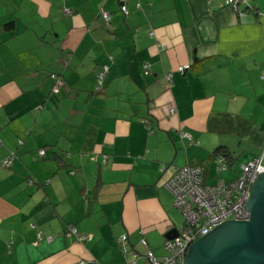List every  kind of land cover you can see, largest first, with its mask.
<instances>
[{
  "label": "crops",
  "instance_id": "obj_1",
  "mask_svg": "<svg viewBox=\"0 0 264 264\" xmlns=\"http://www.w3.org/2000/svg\"><path fill=\"white\" fill-rule=\"evenodd\" d=\"M125 4L0 0V264H149L184 224L162 167L264 164V0Z\"/></svg>",
  "mask_w": 264,
  "mask_h": 264
},
{
  "label": "built area",
  "instance_id": "obj_2",
  "mask_svg": "<svg viewBox=\"0 0 264 264\" xmlns=\"http://www.w3.org/2000/svg\"><path fill=\"white\" fill-rule=\"evenodd\" d=\"M223 1L234 5L237 0ZM120 9L127 14V8L124 4L121 5ZM102 13L105 18L103 19L106 20L105 11H102ZM187 68H189L188 63L179 66L178 70L182 72ZM145 69H147V66H145ZM107 71L108 67L105 66L98 75L97 90L101 89ZM260 78L264 79V71L261 73ZM57 83L63 84L61 79H57ZM170 112L173 113L174 109L171 108ZM38 153L42 156L44 150L40 149ZM13 157L14 155L11 153L3 159L2 163L9 165ZM217 160L220 163V169H226L222 164V159L217 158ZM160 172L161 182L172 193L173 204L181 211L184 224L177 230V235L174 238L165 241L169 255L157 258L149 254V264H184L187 248L191 243L207 235L225 221H244L248 219L249 210L246 202L249 199L255 178L257 179L259 174L264 172V164L261 157H253L241 164L239 177L231 181L218 179L212 184L205 183L206 176L203 174V169L197 165L172 167L171 170L162 167ZM70 231L75 233L74 228H71ZM89 238V235L86 234L78 236V240L81 241ZM38 239H40V235H38ZM126 240V235H122L120 242L123 252L126 251L124 247ZM79 264H86V262L81 260Z\"/></svg>",
  "mask_w": 264,
  "mask_h": 264
},
{
  "label": "water",
  "instance_id": "obj_3",
  "mask_svg": "<svg viewBox=\"0 0 264 264\" xmlns=\"http://www.w3.org/2000/svg\"><path fill=\"white\" fill-rule=\"evenodd\" d=\"M249 217L225 221L191 243L184 264H264V172L254 180L246 202ZM177 235V229L165 238Z\"/></svg>",
  "mask_w": 264,
  "mask_h": 264
},
{
  "label": "rangeland",
  "instance_id": "obj_4",
  "mask_svg": "<svg viewBox=\"0 0 264 264\" xmlns=\"http://www.w3.org/2000/svg\"><path fill=\"white\" fill-rule=\"evenodd\" d=\"M122 4H124L126 6L125 0H123V1L120 0V6H119V8H121V5ZM102 11H105V10H101L100 11L101 17L104 18V14L102 13ZM62 12L63 13H67V12L70 13L66 9H63ZM108 13H109L108 11H105L106 20H104L105 18L104 19L102 18L103 21L106 24L110 22V20H108V19L111 18L110 17L111 15H109L110 13L109 14ZM127 13H128V11H127ZM218 144H219V142H218ZM238 146H239V144L237 143V141H235L232 148L234 150V155L236 156V161H235V163L231 167H227L226 169H223V170L220 169L221 168L220 167V163L218 162L217 159H215L213 161V160H209L207 158H204L205 159L204 163L206 164V167L209 170V175H207V177L205 179V183H207V184L215 183L219 178H225L226 180H229V179L233 178V176H236V174L238 172L240 173V170L239 169H240V166H241V163H242V158L245 157V155L248 154V153L251 154V153H256L257 152V150H253L254 149L253 147H251L250 145H247L248 148L246 150V153H243L242 152L243 147L241 145L239 147ZM260 152L261 151L259 150L257 153H260ZM166 251H167V255H165V256H168L169 255V251L167 250V248H166ZM165 256H162V257H165Z\"/></svg>",
  "mask_w": 264,
  "mask_h": 264
},
{
  "label": "trees",
  "instance_id": "obj_5",
  "mask_svg": "<svg viewBox=\"0 0 264 264\" xmlns=\"http://www.w3.org/2000/svg\"><path fill=\"white\" fill-rule=\"evenodd\" d=\"M12 24L13 22H9V23H4V24H1L0 25V28H3V29H8V28H11L12 27ZM108 72V71H107ZM63 82V81H62ZM100 90V89H99ZM95 92H98L97 89H95ZM8 155H11V153H9ZM7 155V156H8ZM14 155V154H13ZM6 156V157H7ZM15 156V155H14ZM217 158H221L222 161H223V165L225 166V168L227 167H231L232 164L236 161V156L233 155V152L230 151V149L225 146L224 144H218L216 145L212 151H210V154H209V157L208 159L209 160H215ZM14 159V157H13ZM194 165H197V166H200L202 169H203V174L205 176H207L208 174V171H207V167L206 165H204L203 163H196V164H193V165H187V166H194ZM240 176V173L238 175H236L233 179L237 178ZM232 179V180H233ZM231 181V180H229ZM127 241V240H126ZM126 243V242H125ZM124 247H125V244H124ZM122 249V248H121Z\"/></svg>",
  "mask_w": 264,
  "mask_h": 264
}]
</instances>
